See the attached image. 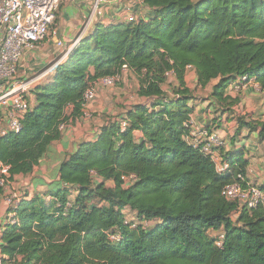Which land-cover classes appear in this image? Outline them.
Wrapping results in <instances>:
<instances>
[{
    "label": "trees",
    "instance_id": "obj_1",
    "mask_svg": "<svg viewBox=\"0 0 264 264\" xmlns=\"http://www.w3.org/2000/svg\"><path fill=\"white\" fill-rule=\"evenodd\" d=\"M142 1L152 17L98 24L51 81L31 89L21 131L0 141V176L3 166L9 180L32 173L61 138L60 125L83 116L85 93L100 78L127 69L139 81L138 95L158 101L132 105L96 140L65 154L50 191L21 194L16 222L1 236L3 262L264 264V202L248 209L222 193L228 184L250 183L245 151L225 154L230 169L219 173L211 156L187 141L185 125L195 98L185 80L189 67L198 87L216 81L209 106L221 113L218 124L239 103L227 93L231 84L247 77L264 90V0ZM171 73L178 82L169 95ZM238 123L259 127L264 140V121L242 116ZM112 233L121 239L111 240Z\"/></svg>",
    "mask_w": 264,
    "mask_h": 264
},
{
    "label": "crops",
    "instance_id": "obj_2",
    "mask_svg": "<svg viewBox=\"0 0 264 264\" xmlns=\"http://www.w3.org/2000/svg\"><path fill=\"white\" fill-rule=\"evenodd\" d=\"M131 15H134L136 20L149 19L153 16V12L142 0H113L110 3L99 4L96 0H62L55 22L57 34H50L34 51L23 57L19 65L21 76L29 78L48 71L56 61L67 60L74 48L73 44L90 36L98 24L127 22ZM58 40H63L64 43L59 45ZM54 73L55 70L49 72L39 81L41 80L42 84L51 81ZM185 80L195 95V98L189 101V106L194 108L191 114L193 118L203 127L215 123L217 128H214L226 140V145L220 149V156L223 157L234 150H244L249 162V181L258 185L264 184V140L260 139L261 129L252 126L240 128L238 123V117L242 116L246 118V122L264 121V90L253 79L242 85L241 92H236L233 89L234 84H231L227 93L233 98H238L239 103L234 105L231 111H225V114L219 118L218 124L221 113L216 114L213 107L209 106L215 82L205 88L198 87L196 72L191 67L187 70ZM177 82L176 77L172 73L169 74L164 91L172 95V88ZM237 82L239 81L235 83ZM130 88L134 89L133 95L129 94ZM138 89L139 81L136 75L127 69L121 74L116 86L98 87L96 98L84 107L83 116L67 124L62 130L61 138L52 142L49 155L35 167L33 172L9 180L6 189L0 193V245L10 211L5 200L6 194L11 190H17L21 194H29V197H26L29 199L35 193L44 194L50 191L51 185L59 179L57 171L65 154L74 151L77 145L85 140H96L101 129L110 119L124 115L132 105L137 103L150 105L158 101L157 98L140 97ZM71 112L72 110L69 109L68 114ZM134 135L137 141L143 138L141 131H135ZM3 257L0 251V259L2 260Z\"/></svg>",
    "mask_w": 264,
    "mask_h": 264
},
{
    "label": "built area",
    "instance_id": "obj_3",
    "mask_svg": "<svg viewBox=\"0 0 264 264\" xmlns=\"http://www.w3.org/2000/svg\"><path fill=\"white\" fill-rule=\"evenodd\" d=\"M113 0H96L99 3H110ZM62 0H0V141L7 134L18 133L22 129V119L31 109L32 101L29 93L38 84L44 75L57 69L61 61H56L48 71L39 75L23 78L19 72V65L23 57L34 51L49 35H56L54 26L57 13ZM128 20L136 21L134 15ZM63 40H58L62 45ZM78 43L75 42L73 46ZM121 75L106 76L95 81L85 93L86 107L96 98L97 88L116 86ZM39 79H41L39 81ZM247 77L234 83L241 88L246 84ZM249 82V81H248ZM41 83V82H40ZM126 121H122V129L127 128ZM185 125L190 130L187 141L194 147L199 148L206 155L211 156L219 173H225L230 169V164L222 156L220 149L226 145V140L214 127L200 126L191 115ZM67 123L60 125L64 129ZM9 167L1 169L0 186L6 189L9 183ZM242 178V176H239ZM131 177H124L127 182ZM226 199L238 202L246 208H254L264 202V191L254 183L243 186L241 182L228 184L223 189ZM5 200L9 206L8 223H15L14 210L22 200V195L17 190H11L6 194ZM110 239L119 241V234H110ZM223 234L219 235L218 244L222 245ZM0 264L3 263L0 259Z\"/></svg>",
    "mask_w": 264,
    "mask_h": 264
},
{
    "label": "rangeland",
    "instance_id": "obj_4",
    "mask_svg": "<svg viewBox=\"0 0 264 264\" xmlns=\"http://www.w3.org/2000/svg\"><path fill=\"white\" fill-rule=\"evenodd\" d=\"M214 82H216V81H214ZM131 90H130V92H129V94L130 95H133V93H134V89L133 88H130ZM233 89L237 92V91H239V92H241L240 91V89L241 88H238V87H236V85H233ZM217 120V119H216ZM252 183V182H251ZM108 185L110 186H112L113 185V183H108ZM18 187V186H17ZM17 189H20L19 187L17 188ZM20 191H21V189H20ZM19 192V191H18Z\"/></svg>",
    "mask_w": 264,
    "mask_h": 264
}]
</instances>
